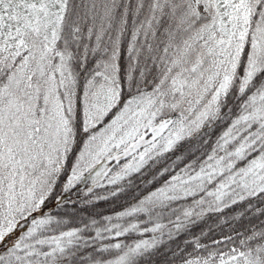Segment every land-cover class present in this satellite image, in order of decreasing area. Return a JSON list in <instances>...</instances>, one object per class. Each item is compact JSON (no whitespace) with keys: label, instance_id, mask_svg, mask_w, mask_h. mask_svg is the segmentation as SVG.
Here are the masks:
<instances>
[{"label":"snow or ice","instance_id":"snow-or-ice-1","mask_svg":"<svg viewBox=\"0 0 264 264\" xmlns=\"http://www.w3.org/2000/svg\"><path fill=\"white\" fill-rule=\"evenodd\" d=\"M0 264H264V0H0Z\"/></svg>","mask_w":264,"mask_h":264},{"label":"trees","instance_id":"trees-1","mask_svg":"<svg viewBox=\"0 0 264 264\" xmlns=\"http://www.w3.org/2000/svg\"><path fill=\"white\" fill-rule=\"evenodd\" d=\"M133 195L132 192H129L127 194V196H123L120 198L119 201L117 202H101L98 206H97V211H101L104 213H107L108 211H110L113 208L119 209V207L126 203L127 200Z\"/></svg>","mask_w":264,"mask_h":264}]
</instances>
